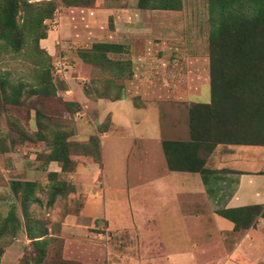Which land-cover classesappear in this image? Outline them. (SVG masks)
Instances as JSON below:
<instances>
[{
	"label": "crops",
	"instance_id": "obj_1",
	"mask_svg": "<svg viewBox=\"0 0 264 264\" xmlns=\"http://www.w3.org/2000/svg\"><path fill=\"white\" fill-rule=\"evenodd\" d=\"M53 1L60 8L58 29L47 30L40 46L51 53L56 39L87 48L94 42L118 43L126 52L110 54L111 58L125 55L130 62V74L113 76L126 82L116 92L120 98H105L95 87L88 95L96 98H87V92L79 102L91 121L83 134L98 138L99 161L90 167L101 177L100 199L107 188L123 190L127 202L130 198L139 202L134 213L140 220L136 229L140 255L153 256L152 264L264 263V217L255 215L250 226L239 230H233L228 220L235 235L214 225L219 209L252 205L264 209V126L251 142L216 143L203 164L204 174L169 170L161 149L162 140L188 139L187 107L203 90L209 91L207 41L185 42L174 35V10L138 8L137 0ZM163 132L174 137L163 138ZM133 175L136 179H131ZM99 209L96 198L84 203L79 215L92 211L95 220ZM122 218L109 221L131 231ZM172 218L186 229H206L172 233L169 239L186 240V246L174 243L173 250L166 251L162 230L147 224L158 226ZM226 239L232 240L229 247Z\"/></svg>",
	"mask_w": 264,
	"mask_h": 264
},
{
	"label": "rangeland",
	"instance_id": "obj_2",
	"mask_svg": "<svg viewBox=\"0 0 264 264\" xmlns=\"http://www.w3.org/2000/svg\"><path fill=\"white\" fill-rule=\"evenodd\" d=\"M43 1L18 0L14 3L13 0H5L4 13L7 18L10 17L8 11L12 10L13 6L16 9L14 21L20 35L11 45H3V41L0 40V76L10 83L21 81L34 86L38 73L45 69L55 92L48 90L44 94H31L27 98L29 106H7L5 111L9 116L1 112L3 109L0 108V225L9 210L13 211L19 221V227L13 234L5 231L0 237L2 247L0 264L20 262H26V264H152L153 256L140 255L139 252L140 240L136 229L140 225V220L137 217L138 214L134 213L139 202L132 201L131 198L127 202V193L123 190H107V188L104 189L103 199H100L101 177L99 174L95 176L94 170L90 167L91 162H94L90 154L92 150L82 146L87 143L89 137L86 136L88 132L83 134V129L86 126L90 127L91 121L85 116L86 114L82 113L81 107L84 106L79 102L81 95L89 92L86 95L87 98H96L88 94L93 88L100 87L99 92L112 97L117 95L118 88L121 85L124 86L126 82L113 77L118 74L114 67L78 59V54L87 49V46L83 47L78 43L66 44L63 40L61 43L56 39L49 53L45 47L40 46V39H42L40 38L37 42L38 47L43 49L40 50L34 40L36 34L33 27L36 28V33L55 31L58 29L60 20L58 6L53 11L55 16H52L55 23L48 18L38 20L35 5L38 6ZM3 2L4 0H0V5ZM208 27L206 0H181L180 8L174 10V35H180L185 42H196L197 45H201L204 40L207 41ZM51 35L52 33L49 34L50 37ZM115 57L117 56L113 55V58ZM125 58L126 56L123 55L119 59ZM59 60L71 66L63 69V66L58 64ZM194 100L207 102L209 91L203 90ZM36 109L41 118L42 133L49 135L56 130H61L64 134L68 133L66 140L70 142V145L73 142L78 143L70 151V157L74 163L71 171L57 172L56 180L66 183L65 191L61 195H56L50 205L46 203L50 183L47 172L54 168L58 171L59 167L54 161L46 162L45 156L49 148L44 140L23 139V132L14 127V122L17 125L21 122L25 129L19 127L20 129L35 131L37 129ZM163 133V138L174 137ZM136 152H139L138 148ZM107 169L106 174H109L110 168ZM131 179H136V176L133 175ZM11 180L35 183L33 196L37 197L39 202L28 205L29 226L42 225L47 232L44 254L38 262L35 261L38 249L29 242L25 233L26 225L19 199L9 187ZM96 198L100 206L98 218L95 220L91 218L95 214L92 211L86 213L89 216H80L79 211L82 205ZM123 216L126 222H129L126 224L131 225V231H125L122 226H114L113 221H109L111 217L123 220ZM216 218L219 222H215L214 225L218 224L221 232L226 235H235L229 230L230 222L227 219L220 216ZM179 221L175 222L172 218L166 222H160L158 226L151 221L147 224L154 227V231L162 230L160 235L164 238L162 242L166 251L173 250L174 243L178 248L186 246V240L169 239L172 233L174 235L183 234L185 231L200 233L206 229V227L199 231L186 229L187 225ZM188 226L192 227V223ZM225 243L229 247L232 240L226 239ZM257 264L264 263L258 261Z\"/></svg>",
	"mask_w": 264,
	"mask_h": 264
},
{
	"label": "trees",
	"instance_id": "obj_3",
	"mask_svg": "<svg viewBox=\"0 0 264 264\" xmlns=\"http://www.w3.org/2000/svg\"><path fill=\"white\" fill-rule=\"evenodd\" d=\"M13 1L16 3L18 0ZM206 2L209 23L207 54L210 98L207 102H194L187 107V140L161 141V149L169 170L200 174L206 172L203 164L216 143L251 142L260 137L257 133L264 126V0H206ZM136 4L142 9L177 10L181 6V0H137ZM35 6L40 21L42 18L52 17L56 3L53 0H44L43 3ZM5 7L4 0L0 5V40L3 41V45H11L20 35V31L16 30L14 21L15 7L8 11L10 15L8 18L4 13ZM33 29L37 45L38 40L44 38L46 33L44 31L36 33V28ZM125 52V48L118 43L94 42L81 51L78 57L84 62L114 67L117 73L126 71L130 74L128 60L110 57V54ZM46 74L45 69L41 70L34 86L21 81L10 83L0 76V108L3 109L1 112L8 114L5 111L7 106H29L27 98L31 94H44L48 90L55 92ZM103 96L118 99L121 95ZM40 119L39 111L36 109L35 131L20 129L23 127L21 122H19L21 125L14 122V127L23 132V139L44 140L49 148L45 156L46 162L54 161L58 164V171L47 172L50 183L46 203L50 205L56 195H61L65 191L66 183L56 180L57 172L71 171L74 163L70 151L78 143L73 142L70 145L66 140L68 133L64 134L61 130L49 135L42 133ZM82 146L92 150L90 154L94 162L99 161L96 134L89 135L87 143ZM9 187L19 199L26 225L25 233L29 242L38 249L35 255V261L38 262L44 254L47 232L42 225L29 226L28 205L39 202L38 198L33 196L35 183L11 180ZM216 212L232 222L233 230L247 228L257 214L264 217V209L258 205L224 208ZM18 227V219L13 211L9 210L1 220L0 237L5 231L13 234ZM17 264H26V262Z\"/></svg>",
	"mask_w": 264,
	"mask_h": 264
},
{
	"label": "built area",
	"instance_id": "obj_4",
	"mask_svg": "<svg viewBox=\"0 0 264 264\" xmlns=\"http://www.w3.org/2000/svg\"><path fill=\"white\" fill-rule=\"evenodd\" d=\"M89 13H91V12H89ZM52 16H53V17L55 16L54 13L52 14ZM53 17H52L51 19H49V20H51V22L55 23V20H52ZM58 64H59L60 66H63V69H64V68H67L68 66H70L69 64L67 65L66 62H62L61 60L58 61ZM60 69L62 70V68H60ZM61 76H62V75H61Z\"/></svg>",
	"mask_w": 264,
	"mask_h": 264
}]
</instances>
